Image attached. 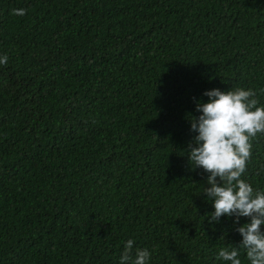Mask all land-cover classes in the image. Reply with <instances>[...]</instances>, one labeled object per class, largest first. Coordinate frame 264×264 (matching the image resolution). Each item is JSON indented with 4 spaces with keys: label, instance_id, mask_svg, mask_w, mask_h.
<instances>
[{
    "label": "trees",
    "instance_id": "trees-1",
    "mask_svg": "<svg viewBox=\"0 0 264 264\" xmlns=\"http://www.w3.org/2000/svg\"><path fill=\"white\" fill-rule=\"evenodd\" d=\"M5 54L0 264H120L129 239L148 264H230L250 217L209 222L190 118L212 89L264 106V0H0ZM251 143L241 179L264 190Z\"/></svg>",
    "mask_w": 264,
    "mask_h": 264
},
{
    "label": "clouds",
    "instance_id": "clouds-1",
    "mask_svg": "<svg viewBox=\"0 0 264 264\" xmlns=\"http://www.w3.org/2000/svg\"><path fill=\"white\" fill-rule=\"evenodd\" d=\"M12 14L24 16L25 9H13ZM8 56H0V65H6ZM208 102H197L199 117H191V131L197 132L189 144V162L210 173L204 188L213 202L214 212L208 214L209 222H219L222 216L250 217V222L236 228L243 237L239 248H221L217 259L230 264H242V248L250 264H264V190H254L242 175L251 157L252 143L258 134L264 135V106H258L256 92L237 87L223 92L219 89L205 91ZM219 178L220 183H218ZM129 239L124 245L120 264H148L151 253L147 248L136 249Z\"/></svg>",
    "mask_w": 264,
    "mask_h": 264
}]
</instances>
